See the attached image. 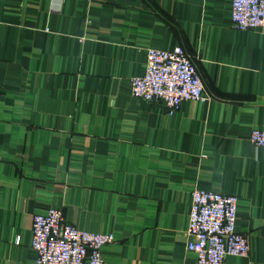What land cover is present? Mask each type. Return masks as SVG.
Wrapping results in <instances>:
<instances>
[{"label": "crops", "instance_id": "0c3cea01", "mask_svg": "<svg viewBox=\"0 0 264 264\" xmlns=\"http://www.w3.org/2000/svg\"><path fill=\"white\" fill-rule=\"evenodd\" d=\"M231 0H0V264H35L32 216L111 232L105 264H197L194 188L238 198L235 229L264 264V27ZM181 46L204 100L173 112L131 94L148 48ZM19 238L16 243L15 239Z\"/></svg>", "mask_w": 264, "mask_h": 264}, {"label": "built area", "instance_id": "2783aa9c", "mask_svg": "<svg viewBox=\"0 0 264 264\" xmlns=\"http://www.w3.org/2000/svg\"><path fill=\"white\" fill-rule=\"evenodd\" d=\"M230 20L241 31L263 28L264 0H231ZM130 89L134 97L161 103L168 112L178 110L183 101L205 99L204 84L181 46L148 48L144 72L131 78ZM248 139L264 147V128H253ZM237 201L233 194L191 191L187 249L195 254L197 264H224L227 256H247L248 239L235 229ZM114 239L111 232L89 231L67 222L59 208L32 216L35 264H105L101 248Z\"/></svg>", "mask_w": 264, "mask_h": 264}]
</instances>
